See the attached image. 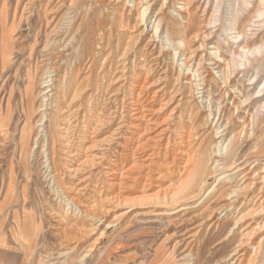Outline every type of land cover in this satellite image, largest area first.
<instances>
[{
	"label": "rangeland",
	"instance_id": "1",
	"mask_svg": "<svg viewBox=\"0 0 264 264\" xmlns=\"http://www.w3.org/2000/svg\"><path fill=\"white\" fill-rule=\"evenodd\" d=\"M105 1L88 4L83 30L77 36L95 51L96 20L102 17L98 8L104 9ZM161 1L147 15L149 35ZM206 1H211L207 13L204 0L172 1L176 8L186 9V56L177 42L169 48L163 29L155 37L157 53L162 45V59L155 60V56L143 62L139 56L140 66L131 71L130 64L126 72L114 65L108 75L112 88L107 103L98 100L94 91L87 94V100L79 98L67 105L63 114L56 115L55 136L51 133L45 140L42 126L47 120L39 124L28 103L27 65L37 55L34 68L39 69L61 0H0V264H262L254 263L252 254L264 231L248 236L261 220H237L241 210L245 214L257 209L264 185H256L235 209L228 207L229 194L240 186V177L224 180L219 193L200 207L192 197L180 194L204 152V144L194 136L203 131L199 118L204 120L207 113L199 115L190 132L178 124L182 117L190 125V113H181L168 95L174 87L172 74L176 72V77L181 67L185 69L183 64L192 66L197 36L214 18L216 0ZM120 2L121 24L113 25L111 39L105 36L109 38L106 44L110 42L108 53L120 44L121 57L125 49L131 51L145 3ZM258 3L254 1V8ZM41 10H46L44 16ZM254 12L250 9L245 16L251 19ZM170 13L177 15L174 9ZM175 33L173 28L168 32L171 41L176 40ZM148 37L135 48L143 51ZM59 54L67 61L73 53ZM173 64L178 70L163 74L164 67ZM252 68L247 70L246 81L254 80ZM36 73L37 81L40 73ZM192 73L184 72L187 77ZM55 77L47 78L44 85L47 114ZM255 85L264 88V75L251 89ZM90 101L91 107L86 105ZM262 127L258 145L246 143L240 163L255 157L264 160ZM25 138L28 145L23 150ZM214 180L211 177L210 183ZM218 218L219 225H215Z\"/></svg>",
	"mask_w": 264,
	"mask_h": 264
},
{
	"label": "bare ground",
	"instance_id": "2",
	"mask_svg": "<svg viewBox=\"0 0 264 264\" xmlns=\"http://www.w3.org/2000/svg\"><path fill=\"white\" fill-rule=\"evenodd\" d=\"M143 1L145 8L139 16L141 22H138L139 24L136 27L134 44L131 46V51L125 49L124 54L120 57L117 52L120 44L118 48L116 47V50H110L108 53L110 42L106 44V40L109 38L106 39L105 36L107 34L111 39L113 25L118 27L121 24V15L119 16V14L123 6L120 0H106L104 2L105 8H98L102 17L97 18L96 16V26H98L96 28L97 39H95L96 51L91 49V46L88 45L89 43L86 44L85 40L77 39V36L83 30V20L87 15L86 9L92 0H71L70 2L61 0L58 5V14L54 18L56 25L51 33V39L47 41L42 51L43 60L39 69L34 68V59L37 55L32 56L27 65L29 71L26 76L27 85L29 86L26 92L29 100L27 101L35 109L34 114L38 118L39 124H44L47 120L43 126L41 125L45 127L44 132L46 134L43 139H47L51 133L55 136V130L58 128L56 115H61L64 107L74 104L79 98L87 100L86 96L89 92L94 93V91H97L99 94L98 100L107 103L106 98L109 97L112 88L111 76L108 77V75L112 74L111 70H113L114 65H116L114 67L116 70L120 65V68L123 66V71H125L129 69L128 65L131 64V71H133L134 68L140 66L139 56L144 58L143 62H147L148 59L155 56V60L162 59V45L159 46V52L157 53L158 46L155 37L163 29L166 28V41H168L169 48L177 42V45L185 53L183 56H186L185 28L187 24L183 23L187 20L186 14H183L186 9L184 7L176 8L175 2H172L173 0L159 2L161 7L154 16L157 23L153 31L151 30V35H149L150 32L146 26L148 22L147 15L154 10L157 0ZM254 1L259 2V6L256 8H254ZM203 5H206L204 8L205 13L211 5V1L204 0ZM90 8H92V5ZM173 9L177 12V15L170 13ZM250 9H255V15L253 18L248 19L245 15L250 13ZM213 11L214 15L212 16L214 18L204 28V31L197 36L198 46L191 58L192 66L183 64L185 69L181 67L177 71L178 75L176 77V72L172 74L174 87L168 96L170 102L175 101L176 108H179L181 113H190L188 120L190 125L184 123L182 117L178 121L179 125L189 128L190 132L194 130L199 115L207 113L204 120L199 118V121L203 124L201 126L203 131L196 133V136H194L199 137L198 140H201V145L204 144V152L199 156L198 163L188 176L180 194L184 193L189 198L192 197V199H195L196 206L200 207L207 204L211 198L219 193V188L224 180L227 179V181L233 182L240 177V186L233 189L229 194L228 207L235 209L240 200L245 199L247 193L251 192L256 185H264V160L255 157L240 163V154L244 145L252 143L257 146L258 132L261 131L260 129L264 125V88H258L255 85L251 89L260 74L264 75V0H216ZM45 12L46 10H41L43 16ZM68 16L73 17L68 20L69 24L67 22L65 24L64 21ZM166 19L169 20L167 24ZM245 22L247 24L243 26ZM120 28L122 27L120 26ZM172 28L176 32L177 41L173 38L171 41L168 37V32ZM148 36L150 39L144 46V50H137L135 45ZM155 51L158 55L154 53ZM32 52H34L33 49ZM65 52L73 53L67 61H64L63 55L59 54ZM192 67L196 69L194 73H192ZM248 68L256 70L253 81L245 80L249 73ZM164 69L163 74L168 73L170 70H178L174 64L172 67H164ZM185 70H187V73L191 72L192 74L189 77H187L188 75L185 76ZM36 71L40 73L37 81ZM214 73L218 75L217 79L219 80L215 78ZM54 74L56 75V83L53 84L55 86L54 96L51 98V103L48 101L50 112L47 114V109L44 110V108H48V105L45 106L44 102L46 99L44 98L45 87L47 85V82L45 85V81ZM37 83L38 87L36 86ZM167 86L168 83L165 84V88ZM90 97L93 98V95L91 94ZM91 101L86 105L91 107ZM204 101L207 104L206 107L203 105ZM38 104L40 105L37 109L36 105ZM78 107L82 108V106ZM28 109L30 110V107ZM209 139L210 141L207 142ZM26 140L25 138L22 144L23 150L28 145ZM211 177L215 179L212 183H210ZM260 191L259 194L262 196L258 200L259 204L256 210H251L245 214H241L242 210L240 213L238 212L241 217L237 220V223L245 218H258L261 220L260 225H257L248 236H257V233L264 231V187L260 188ZM220 220V218L216 219L214 224L219 225ZM192 251H190V254ZM252 255L254 263L262 261V264H264V237L258 241Z\"/></svg>",
	"mask_w": 264,
	"mask_h": 264
}]
</instances>
